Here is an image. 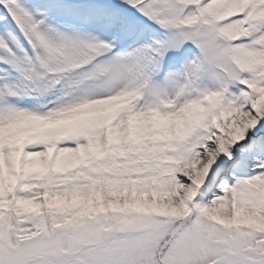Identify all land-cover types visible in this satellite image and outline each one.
I'll return each instance as SVG.
<instances>
[{"label":"snow or ice","instance_id":"snow-or-ice-1","mask_svg":"<svg viewBox=\"0 0 264 264\" xmlns=\"http://www.w3.org/2000/svg\"><path fill=\"white\" fill-rule=\"evenodd\" d=\"M0 264H264V0H0Z\"/></svg>","mask_w":264,"mask_h":264}]
</instances>
